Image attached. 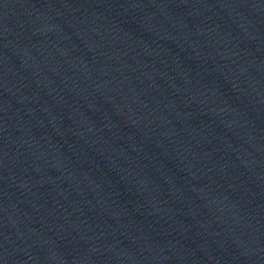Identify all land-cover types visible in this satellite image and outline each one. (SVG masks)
<instances>
[{"label":"water","instance_id":"1","mask_svg":"<svg viewBox=\"0 0 264 264\" xmlns=\"http://www.w3.org/2000/svg\"><path fill=\"white\" fill-rule=\"evenodd\" d=\"M0 264H264V0H0Z\"/></svg>","mask_w":264,"mask_h":264}]
</instances>
